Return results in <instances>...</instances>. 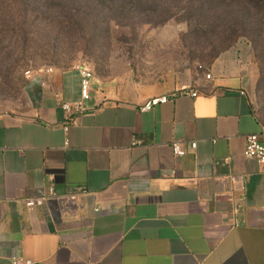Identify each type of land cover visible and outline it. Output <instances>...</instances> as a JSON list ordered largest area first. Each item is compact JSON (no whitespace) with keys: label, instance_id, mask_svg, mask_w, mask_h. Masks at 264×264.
Here are the masks:
<instances>
[{"label":"crops","instance_id":"obj_1","mask_svg":"<svg viewBox=\"0 0 264 264\" xmlns=\"http://www.w3.org/2000/svg\"><path fill=\"white\" fill-rule=\"evenodd\" d=\"M32 72L26 110L0 108V264H264V172L244 157L264 132L248 42L222 53L209 81L134 93L94 75L69 132L60 102L81 98L77 67ZM51 184L56 197L26 207Z\"/></svg>","mask_w":264,"mask_h":264},{"label":"rangeland","instance_id":"obj_2","mask_svg":"<svg viewBox=\"0 0 264 264\" xmlns=\"http://www.w3.org/2000/svg\"><path fill=\"white\" fill-rule=\"evenodd\" d=\"M224 5L204 4L201 19L195 4L184 5L162 24L165 13L144 16L136 6L112 11L94 0L19 3L8 16H26L27 23L0 33V108L24 112L25 73L40 69L84 66L101 81L134 93L181 85L205 74L214 52L237 36L231 48L248 42L260 70L255 107L264 118V15L246 2Z\"/></svg>","mask_w":264,"mask_h":264},{"label":"built area","instance_id":"obj_3","mask_svg":"<svg viewBox=\"0 0 264 264\" xmlns=\"http://www.w3.org/2000/svg\"><path fill=\"white\" fill-rule=\"evenodd\" d=\"M46 72L52 73L54 71L53 68L45 69ZM77 70L80 74V95L81 98L79 101L75 102H60V107L65 113V121L63 124V129L65 132H69L72 128L78 127L79 125V119L82 115L87 113L90 110V103L93 101V90H92V82L94 80V73L87 67L80 66L77 67ZM200 70H204L203 68H200ZM206 72V70H204ZM25 77L27 80H31L34 77V73L32 71H27L25 73ZM206 80H211L212 75L211 74H205ZM188 95L192 97H197L198 93H187ZM172 98L176 97V94L171 95ZM57 99H59V96H56ZM170 100V97L163 96L159 98L152 99L148 102H146L141 107V112H149L154 107L160 105V104H166ZM99 108H101V105H99ZM69 144V141H66V146ZM142 143L139 142L137 139H134L133 147L141 146ZM197 147L196 143H193L191 145V149L195 150ZM172 149L174 156L176 158H182L186 155V151L181 147L179 142H174L172 144ZM244 157L249 160H253L256 162L258 167L261 169V171L264 172V132L260 135H251L246 138V147L244 150ZM230 182L235 185L238 182V179L235 176L230 177ZM56 197V191L54 188V185L51 184L49 187H47V193L36 199H27L25 201V205L28 208H40L43 207L46 202L52 198ZM239 224H235V227H238ZM13 264H32L29 261L25 260H15L13 261Z\"/></svg>","mask_w":264,"mask_h":264},{"label":"trees","instance_id":"obj_4","mask_svg":"<svg viewBox=\"0 0 264 264\" xmlns=\"http://www.w3.org/2000/svg\"><path fill=\"white\" fill-rule=\"evenodd\" d=\"M97 1L101 6L111 5L112 11H126L127 7H139V11L143 13L144 16H153L160 17L162 14L163 23L166 24L173 18L178 15V11L182 10L184 5L195 4V11L199 12L197 18L204 17L203 14V5L210 2H217V4L224 5L229 0H94ZM237 5L242 4V2H246L251 10L256 13H262L264 15V0H234ZM28 0H0V22H4V24L0 25V33L4 32V28L8 26L11 31L16 32L18 25H23L27 23V17L19 16H8V10L16 7L19 3L26 4ZM225 6V5H224ZM18 29L22 30V27H18ZM231 30L229 29V35H232ZM228 35V34H227ZM237 36L235 39L226 41L225 47L221 50H217L214 52L215 56L211 63H213L222 53L230 49L235 43ZM211 65V64H210ZM26 82H24V85Z\"/></svg>","mask_w":264,"mask_h":264}]
</instances>
